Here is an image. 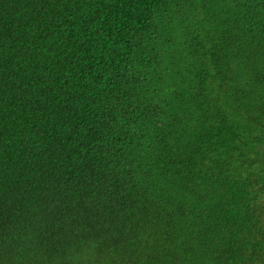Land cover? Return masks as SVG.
<instances>
[{
    "label": "trees",
    "instance_id": "1",
    "mask_svg": "<svg viewBox=\"0 0 264 264\" xmlns=\"http://www.w3.org/2000/svg\"><path fill=\"white\" fill-rule=\"evenodd\" d=\"M0 264H264V0H0Z\"/></svg>",
    "mask_w": 264,
    "mask_h": 264
}]
</instances>
